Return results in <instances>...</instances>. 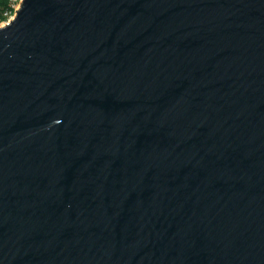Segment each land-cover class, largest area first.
I'll use <instances>...</instances> for the list:
<instances>
[{
    "label": "water",
    "instance_id": "obj_1",
    "mask_svg": "<svg viewBox=\"0 0 264 264\" xmlns=\"http://www.w3.org/2000/svg\"><path fill=\"white\" fill-rule=\"evenodd\" d=\"M0 264H264V0H21Z\"/></svg>",
    "mask_w": 264,
    "mask_h": 264
},
{
    "label": "built area",
    "instance_id": "obj_2",
    "mask_svg": "<svg viewBox=\"0 0 264 264\" xmlns=\"http://www.w3.org/2000/svg\"><path fill=\"white\" fill-rule=\"evenodd\" d=\"M10 2V9L6 10L3 13L4 19H3V23L1 24L2 26H4L6 23L9 22V20H11L14 15H15V10H17L19 8V3L21 2V0H9Z\"/></svg>",
    "mask_w": 264,
    "mask_h": 264
},
{
    "label": "trees",
    "instance_id": "obj_3",
    "mask_svg": "<svg viewBox=\"0 0 264 264\" xmlns=\"http://www.w3.org/2000/svg\"><path fill=\"white\" fill-rule=\"evenodd\" d=\"M10 9L9 0H0V20L4 19L3 13Z\"/></svg>",
    "mask_w": 264,
    "mask_h": 264
},
{
    "label": "rangeland",
    "instance_id": "obj_4",
    "mask_svg": "<svg viewBox=\"0 0 264 264\" xmlns=\"http://www.w3.org/2000/svg\"><path fill=\"white\" fill-rule=\"evenodd\" d=\"M2 21H3V20H0V26H2V25H1V24L3 23Z\"/></svg>",
    "mask_w": 264,
    "mask_h": 264
}]
</instances>
